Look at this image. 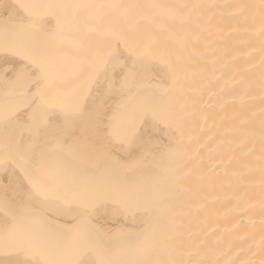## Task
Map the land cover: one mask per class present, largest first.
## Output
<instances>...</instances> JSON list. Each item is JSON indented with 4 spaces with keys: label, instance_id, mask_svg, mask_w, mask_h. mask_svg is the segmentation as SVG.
Segmentation results:
<instances>
[{
    "label": "bare ground",
    "instance_id": "obj_1",
    "mask_svg": "<svg viewBox=\"0 0 264 264\" xmlns=\"http://www.w3.org/2000/svg\"><path fill=\"white\" fill-rule=\"evenodd\" d=\"M0 264H264V0H0Z\"/></svg>",
    "mask_w": 264,
    "mask_h": 264
}]
</instances>
